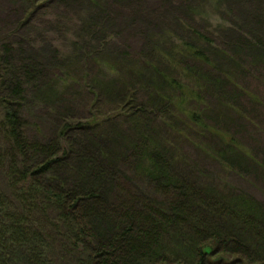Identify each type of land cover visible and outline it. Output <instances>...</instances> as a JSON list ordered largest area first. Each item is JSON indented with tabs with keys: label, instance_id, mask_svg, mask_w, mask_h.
<instances>
[{
	"label": "trees",
	"instance_id": "16d2710c",
	"mask_svg": "<svg viewBox=\"0 0 264 264\" xmlns=\"http://www.w3.org/2000/svg\"><path fill=\"white\" fill-rule=\"evenodd\" d=\"M65 2L72 13L92 9L76 29L90 35L75 41L72 55L57 47L53 53L33 52L32 41L22 36L0 43V264H264V202L228 185L201 182L198 159L184 150L188 140L181 135L188 133L180 123L187 117L181 107L204 90L200 86L210 71L214 35L195 30L198 36L185 43L165 45L169 58L158 44L138 58L141 63L120 56L109 68H127L133 77L119 78L112 88L97 74L91 78V63L107 51L103 46L114 24L110 2L122 5L124 0ZM24 8L17 33L28 29L31 14ZM53 24L63 22L48 25ZM220 37L239 60L254 44L264 49V30L259 28L242 25L232 36ZM92 43L99 47L93 49ZM185 58L203 67L193 68ZM76 66L85 72L77 77L87 78L80 83L92 80L97 89L92 101L121 114L126 110L136 136H130L132 130L122 133V140H102L106 135L95 115L73 128L71 116L61 114L64 109L57 114L55 131L44 135L32 129L26 114L33 105L49 109L53 84L70 85L66 77ZM183 71H191L190 80L182 78ZM227 78L221 74L206 83L215 89ZM152 114V125L159 121L164 136L143 132L151 126ZM172 115L175 125L167 122ZM192 120L203 126L201 114L194 113ZM162 124L172 126L177 140L168 137ZM231 147L214 142L213 151L222 155Z\"/></svg>",
	"mask_w": 264,
	"mask_h": 264
},
{
	"label": "rangeland",
	"instance_id": "374dc122",
	"mask_svg": "<svg viewBox=\"0 0 264 264\" xmlns=\"http://www.w3.org/2000/svg\"><path fill=\"white\" fill-rule=\"evenodd\" d=\"M65 1L60 0L58 3L55 0H35V4L26 6L23 0H0V43L15 37L11 41L13 42L22 36L26 41H32L33 52L45 53L49 50L53 53L55 52L53 47H57L67 55H72L70 52L75 53L72 49L75 41L83 42L84 36L79 35L76 30L77 23L84 22L83 19L92 12V9L85 7L78 13H72L69 11L70 5L67 7ZM47 3L49 5L45 7ZM110 5L114 10L110 13L114 18V24L108 31V44L103 46L107 47V51L103 59L98 57L91 63L93 73L91 78L99 76L101 82L108 81L112 88L116 87L119 78L127 80L130 76L127 68L122 71L109 68V65L115 64V60L120 56L128 63L133 60L141 63L138 58L144 59L143 55L149 54L148 49L152 44L162 45V48L165 45L166 47L181 45L188 41L191 35L198 36L194 35L195 30L214 35L211 43V50H214L209 54L210 71L206 74L204 85L200 86V90L203 86L204 90L201 94L191 97L190 102L189 100L184 102L181 107L184 108L187 117L184 119L185 122L181 120L180 123L182 131L188 133L181 135L182 139L186 136L188 140L184 150L194 159H198L201 182L221 188L228 185L238 192L247 193L264 202V49L254 44L245 49L244 55L247 53L248 56L239 60L234 54L226 51V45L220 37L221 33L232 36V31L238 30L242 25L254 30L257 28L264 30V0H124L122 5L112 2ZM22 7H25L24 12L28 8L29 12H26V15L31 16H28L27 20L28 29L23 27L19 31L21 33H17L16 22L19 18L22 19V13L20 14ZM57 19L63 22L62 26L48 25ZM89 35V32H85V36ZM95 44L92 43L93 49L99 47V44L97 46ZM166 47L163 50L169 58L170 48ZM31 48L29 47V51ZM185 60L193 68L203 67L197 60L186 58ZM216 68L224 72L218 73ZM70 69L74 72L66 77L70 85L53 84V98L48 100L49 109H45L42 104L33 105L26 114L30 123L35 125L32 129H37L44 135L55 131L58 124L57 114L64 109L65 113L61 114L67 113L71 116L69 123L73 128L78 124L93 121L91 115H95L98 119L97 125H100L102 134L106 135H101L102 140L114 142L122 140L123 134H131L134 125L125 117L126 110L121 109V114L116 107L93 102L92 98H97L95 93L97 89L92 80L91 83L81 84L80 82L87 78H80L77 75L81 74L80 70L81 75L85 72L79 66ZM190 72L183 71L182 78L190 80L188 77ZM221 74L228 78L218 85L214 84L215 89H212L206 83V79H216ZM198 76L200 78V74ZM158 113L162 112H155ZM194 113L202 115L203 126L192 120ZM174 116L172 115L167 122L171 121L175 125ZM188 119L191 123H186ZM149 122L151 126L143 127V132L152 131L157 136L165 135L159 121L156 122V126L152 125L153 114ZM162 125L166 128L168 137L177 140L172 126ZM185 126L191 128L184 130ZM130 136H136V132ZM157 136H154V139H157ZM231 140L234 142L233 145H229ZM214 142L232 147L229 151L226 149L222 155L217 154V149L213 151ZM112 145L113 143L110 147ZM195 148L201 152H196Z\"/></svg>",
	"mask_w": 264,
	"mask_h": 264
}]
</instances>
